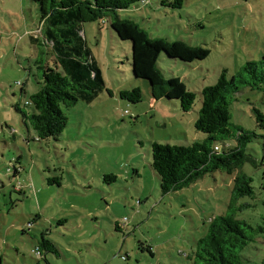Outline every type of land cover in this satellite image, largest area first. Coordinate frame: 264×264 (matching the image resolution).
<instances>
[{
	"label": "rangeland",
	"instance_id": "rangeland-1",
	"mask_svg": "<svg viewBox=\"0 0 264 264\" xmlns=\"http://www.w3.org/2000/svg\"><path fill=\"white\" fill-rule=\"evenodd\" d=\"M173 1L145 0L123 13L138 18L153 36L210 50L206 60L187 65L161 61L165 78H178L187 90L200 92L225 70L230 78L260 59L264 0H187L180 10L170 7ZM42 28L37 5L0 0V253L5 264H190L212 220L227 215L237 173L207 174L164 196L152 169V142H203L206 136L195 129L199 95L188 114L178 101L176 106L154 101L149 83L134 79L131 42L121 41L102 22L89 23L88 46L114 96L106 91L93 104L64 109L69 127L58 141H29L16 106L29 110L26 102L40 89L35 62L43 57ZM134 88L144 93L141 103L120 98V92ZM255 108L264 113L262 93L247 88L230 108L231 122L258 136L247 149L258 168L241 169L252 177L255 195L240 200L238 206L248 207L236 217L264 228V131L256 125ZM43 238L60 247L58 255L44 249L46 259L38 254ZM242 258V264H264V235Z\"/></svg>",
	"mask_w": 264,
	"mask_h": 264
},
{
	"label": "trees",
	"instance_id": "trees-1",
	"mask_svg": "<svg viewBox=\"0 0 264 264\" xmlns=\"http://www.w3.org/2000/svg\"><path fill=\"white\" fill-rule=\"evenodd\" d=\"M29 1L37 5L43 27V57L35 62L38 70L35 77L40 89L26 102L29 110L16 106L28 131V140L39 143L51 139L58 141L69 127L64 109H73L79 103L93 104L106 91L113 96L85 36L86 24L102 22L110 26L121 41L131 42L134 79L149 83L154 100L171 106H176L174 102L178 101L182 112L188 114L193 111L197 96L200 97L201 109L195 129L198 134L206 136L203 142L186 146L152 142V169L160 179L162 194L183 190L217 171L229 175L237 173L227 215L212 220L208 233L197 242L190 264H242V252L257 237L264 235L263 227L254 228L236 217L238 211L248 207L238 206L240 200L255 195L252 177L241 169L245 164L258 168L257 159L247 153L249 144L258 136L234 125L230 108L236 95L246 88L261 92L264 103V45L258 61H248L230 78L225 70L216 84L192 92L180 79L165 78L159 63L165 60L187 65L204 61L210 56V50L183 40L153 36L148 29L142 28L138 18L123 16L124 12L138 7L145 0ZM186 2L174 0L170 7L180 10ZM22 92L26 94L24 89ZM120 98L136 105L143 101L144 93L140 88L123 90ZM253 112L257 127L264 131V113L256 108ZM54 180L60 185L59 177ZM42 249L56 255L61 250L46 238L37 248L38 254L46 259ZM0 264H5L1 253Z\"/></svg>",
	"mask_w": 264,
	"mask_h": 264
},
{
	"label": "crops",
	"instance_id": "crops-1",
	"mask_svg": "<svg viewBox=\"0 0 264 264\" xmlns=\"http://www.w3.org/2000/svg\"><path fill=\"white\" fill-rule=\"evenodd\" d=\"M40 41V40H39ZM32 42L35 43V39H32ZM37 43V42H36ZM114 96V93H113ZM154 100V99H153ZM154 101H160V100H154Z\"/></svg>",
	"mask_w": 264,
	"mask_h": 264
},
{
	"label": "built area",
	"instance_id": "built-area-1",
	"mask_svg": "<svg viewBox=\"0 0 264 264\" xmlns=\"http://www.w3.org/2000/svg\"><path fill=\"white\" fill-rule=\"evenodd\" d=\"M217 150H218V148H217Z\"/></svg>",
	"mask_w": 264,
	"mask_h": 264
}]
</instances>
